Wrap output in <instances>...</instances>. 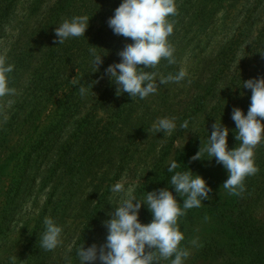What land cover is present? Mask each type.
<instances>
[{
  "label": "rangeland",
  "instance_id": "obj_1",
  "mask_svg": "<svg viewBox=\"0 0 264 264\" xmlns=\"http://www.w3.org/2000/svg\"><path fill=\"white\" fill-rule=\"evenodd\" d=\"M121 2L0 0V61L13 66L6 80L14 89L0 96V264H79V247L106 241L103 222L121 196L111 191L115 183L143 198L153 172L173 160H193L217 121L230 129L229 148L238 146L232 112L239 107L246 114L251 103V90L242 88V80L264 77V0H175L169 37L175 63L162 60L153 71L157 80L181 69L187 75L134 100L127 93L117 96L105 74L133 42L108 25ZM77 15L90 19L85 37L59 45L56 27ZM94 46L104 55L95 73ZM80 84L86 85L85 94ZM163 117H174L177 124L166 136L151 130ZM185 121L187 128L181 127ZM202 158L213 169L219 191L230 197L222 189L227 170L207 160L206 153ZM254 159L259 171L245 179L240 202L252 210L264 241V142ZM46 217L63 228L62 244L52 251L39 246ZM152 219L143 207L141 222ZM202 224L190 235L181 229L182 247L190 253L185 264L239 261L232 253L200 258Z\"/></svg>",
  "mask_w": 264,
  "mask_h": 264
},
{
  "label": "clouds",
  "instance_id": "obj_2",
  "mask_svg": "<svg viewBox=\"0 0 264 264\" xmlns=\"http://www.w3.org/2000/svg\"><path fill=\"white\" fill-rule=\"evenodd\" d=\"M176 14L175 0H122L114 10V15L108 19L109 27L115 35L133 41L118 53L121 61L105 69V74L116 86L117 96L127 93L132 100L137 97L145 99L155 94L160 85L185 79L187 73L183 69L159 80L153 71L162 60L175 63V49L169 37L175 27L170 17ZM89 22L87 15L65 19L55 29L59 45L62 46L71 38L85 37ZM90 52L95 73L103 64L104 55L97 54L95 46ZM12 71V65L0 61V96L14 92L6 80V74ZM242 81V88L251 90V103L246 114L239 107L232 112L238 146L229 148L230 129L217 121L212 126L207 144L203 142L200 151L192 157L193 160H202L206 153L210 157L207 160L215 159L218 164H222L228 173L222 189L234 195L244 190L247 177L259 171L254 159L255 149L264 142V77ZM78 90L85 94L87 87L80 84ZM176 127L174 117H163L153 123L151 130L157 134L163 132L166 136ZM181 127L187 128L188 122H183ZM178 168L179 161L176 160L168 166L167 171L172 174L171 189L166 187L146 192L143 198H138L132 187H126L121 182L115 183L111 191L121 196L118 206L108 213L110 218L103 222L107 229L106 241L87 248L85 244L79 247V264H160L162 260H170V264H185L190 253L182 247L185 235L178 220L187 210L199 208L205 200L211 199L209 194L213 189L203 176L195 174L190 168L184 171H178ZM177 196L182 198V203ZM145 206L153 217L148 224L140 220V211ZM44 225L45 231L40 236L39 246L46 251L55 250L62 244L63 228L51 217L45 218Z\"/></svg>",
  "mask_w": 264,
  "mask_h": 264
},
{
  "label": "trees",
  "instance_id": "obj_3",
  "mask_svg": "<svg viewBox=\"0 0 264 264\" xmlns=\"http://www.w3.org/2000/svg\"><path fill=\"white\" fill-rule=\"evenodd\" d=\"M5 10H8V7ZM188 168L195 174L203 176L213 189L209 194L211 199L205 200L199 208L187 210L186 214L178 220L181 225L180 229H188L189 235L191 229L199 222L205 223L202 224L201 231H204L205 237L199 257L219 259L225 253H232L239 258V261L225 262V264H264V241L256 229L252 210L250 207H243L240 202L243 200L240 197L241 193L239 195L232 194L230 197L223 195L219 191L213 169L203 161L179 162L177 170L184 171ZM167 169L168 167L151 173L152 176L145 182V192L166 187L171 189L170 177L172 174ZM173 192L175 195L174 189ZM177 198L181 203L183 202L181 197L177 196Z\"/></svg>",
  "mask_w": 264,
  "mask_h": 264
}]
</instances>
